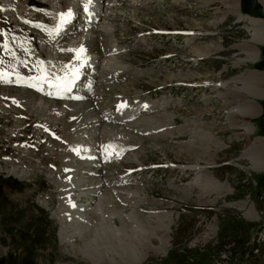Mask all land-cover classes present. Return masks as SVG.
<instances>
[{"label":"rangeland","instance_id":"obj_1","mask_svg":"<svg viewBox=\"0 0 264 264\" xmlns=\"http://www.w3.org/2000/svg\"><path fill=\"white\" fill-rule=\"evenodd\" d=\"M53 1H57L60 7L68 3H65V0ZM108 1V5L105 4L103 7L105 10V21L114 28V42L123 46V49H125V53H123L122 56L119 55V59H122L123 62H128L129 66L140 72L134 76L123 78L118 83H115L110 93H108L107 87L103 90L100 88L103 92L100 93V95H103V98L107 96L105 99H102V101L108 104L110 102V97L113 95L116 98L117 96H130L133 93L134 96L135 92L139 91L138 93H141L142 99L154 100L148 101V107L151 106L152 103L153 106L156 107L158 103L155 101L160 102L162 98L165 99L167 96L173 97L174 93L176 95L178 94L177 98L179 97L181 102L185 101V103L177 107L174 105L171 108L169 106L162 109L156 107V109L150 111L149 114H144L147 117H151L155 114L156 123L148 121L150 124L146 123V128L138 131L140 133L132 131L128 126H126L127 128L125 126L120 127L118 131L121 132L124 137L128 135V137L125 138L127 142H125V139L124 142L130 146L132 145L128 152L127 149L120 148V144L112 141V136L110 137V140L107 142L109 143V147H114L112 157L117 155L119 149L121 154L131 152V154L134 155V160H127V162L124 160L122 162L113 160V162H109L104 169L106 178H104L103 175H100V177L108 182H112L117 176L123 175L124 177H129L133 181L138 182V184L131 183L128 189L122 186L121 190L124 191V193H115L113 191V185L110 183L108 188L104 187L108 194L105 198V205H97V207H100L103 211L105 210V213L121 211V215L115 216L111 214V216L107 218L116 226H121V218L127 225H130L131 220L129 218L126 219L124 215L133 211L136 212L138 218L148 226L159 225V222H155L154 212L161 211L169 214L171 223L169 226L170 228H168L169 232L166 233L168 242L166 251L164 253H154L151 250H146V256L140 264H264V170L256 171L251 169L246 157H241L243 151H247L252 144L254 146L251 147V150H261V152L264 150L261 146L256 147L255 145L258 138H264L262 134L264 133V108L262 107V111H259L260 114H263V118L259 116L251 125L255 127L252 133L254 134L253 136L256 137L257 135L258 138H256L254 142H250L249 145L248 142L250 139H245L243 141L237 140L235 143L236 146L233 148L234 143L232 141L235 137L238 138V134L230 135L231 137L229 140L221 138V134L219 133H223L224 130H219H222L224 125H209L204 122H196L197 124L200 123L198 125H196V123L192 124L190 120L192 119L191 117L207 110V107L205 108L201 105V102H198V108L194 107V105L189 106L188 101L190 97L194 95L198 97L200 95L198 92L192 94L194 91L181 87L178 88V92L176 89L174 92L171 89V82L174 80L193 81L203 80L204 78L216 79V77L211 76L207 71L197 73L181 72L178 74L171 68L173 58L168 59L166 62H159L157 60V56L160 53L163 54L172 50V42L175 40L179 47L177 51L178 56H180L178 60L179 66L184 67L186 64L181 58H187L196 52L198 53L199 50L212 52L210 40L203 43L202 46H194L193 42L190 45L188 44V46L184 45L185 42L182 40L181 36H141L142 32L150 27L169 30L190 28L194 30L219 32L220 29L218 27L223 24L225 20L222 22L219 21L230 13L227 11L230 7L226 6L231 5L237 7L236 1ZM187 1L189 8L193 5L197 8L195 14L193 11L186 12ZM260 2L264 6V0H260ZM17 11L20 13L18 9ZM5 16L8 18V22L11 20L15 22L11 12H7ZM250 17L253 20L264 22V20H262L264 18L246 16L247 22ZM230 19L232 18L229 17L228 20ZM38 21L39 20H36V22ZM246 25L249 30V25L247 23ZM249 33V39H251V32ZM239 35L244 38L248 37V34H245V36H243V34ZM139 36L142 37V43L137 41ZM80 37L78 40L81 39ZM72 38L73 37L69 38L68 41L73 42L70 40ZM222 39L221 42H224L226 37L222 35ZM20 40H23V37H21ZM34 41L37 40L34 39ZM16 42H19V38H15V41L12 40L13 45ZM216 44H218V42H216ZM216 46L218 47V45ZM38 47L41 49L40 46ZM260 48L261 45H259V49ZM94 49L97 51L98 47L96 46ZM49 54H52V51ZM200 54L203 53L199 52L197 55ZM219 54H221V58L219 59L220 62L226 61L223 59L225 50L221 51ZM59 57L61 62H67L70 59L67 53H63ZM259 58H261L260 55ZM217 66L215 65L214 67ZM114 71L120 72L121 70L120 68H116ZM24 73H31V71L26 69ZM17 92L18 89L13 85H0V160L4 159L3 162H5L7 167L13 166L22 169H29L34 160H38L40 166L44 169V173L32 172L28 177L33 178V183L37 188H42L44 187V182L49 181V177L56 174L47 167L59 169L61 163L68 161L66 159L68 158V155L65 153L66 150H61L64 143L81 138L84 139L88 136V141L95 138V151L97 145L100 144L97 142L100 138V131L96 125L95 131L94 128H90V125L84 123L85 121L83 118L73 120V122H71L72 125L70 123L69 126L65 125L63 119L69 111L64 109L63 106L55 109L57 113L63 112L62 119L59 117L57 118V114L54 112L49 113L50 104L59 106L57 100H55V103L49 102V104H47L43 99H40L36 93L32 91L22 92L20 90L14 101L13 99ZM208 94L210 95L212 93ZM99 103H101V101ZM43 106H46V108ZM74 106L77 107L76 105ZM101 106L104 107L106 105ZM77 111L78 109H76V112ZM100 112L101 110L98 111V116ZM53 115L54 117H52ZM34 116L42 120V122L37 121ZM170 116H175V118L180 119L179 122L182 126L175 127L176 125H172L169 127V125L172 124L170 118H168ZM45 117H47V119ZM50 119L53 120L50 121ZM183 120H186V126H183ZM47 121L51 125L56 123L55 127L57 126V129L53 131L54 136L51 134H49V137L47 136L49 130ZM59 123H61V125ZM257 124L259 125L257 126ZM86 126L87 128L85 129L84 127ZM80 128L85 130L82 131ZM260 128H263L262 133H259ZM144 131L147 132L145 133ZM96 133L99 134L97 135ZM64 138L66 141L63 140ZM49 145L52 146L51 154H48L46 151V146ZM247 145L248 147L246 148ZM85 148L86 147L78 151L82 156L83 162H85L84 159L88 160L92 157L94 152L90 148H88V150ZM242 149L244 150L240 153ZM105 156L108 158L109 152L105 153ZM168 164L171 166H168ZM195 164L202 166V168H200V171L203 172L202 174L197 173L198 170L188 167L189 165ZM79 165L81 168H84L83 163L78 162L76 167ZM204 165H207V167H204ZM70 166L74 165L70 164ZM86 166H89V162L86 163ZM197 174L201 176L194 179ZM207 174L216 179L219 184L206 185L204 180ZM74 175L78 182L81 181L82 183L88 181L90 178H94L89 177L87 180L81 179L76 176L75 171ZM55 180L56 179L53 180V183ZM94 180L96 182L97 178ZM7 182L13 183L14 181L7 180ZM57 182L58 181H55L56 185ZM138 187L141 191L140 194L143 195L147 201L141 203L137 202V204H133L132 206L129 204L130 202L132 203L133 200L131 199L135 196H129V203H125V200H127L126 191L133 195L132 190ZM123 188L125 190H123ZM22 192H25V188L21 192L17 191V193ZM151 197L158 199H150ZM246 199L249 200L248 206L237 209V207L244 206ZM96 203H98L97 197L95 200V204ZM250 206H252L253 210L255 209L254 215L256 218L257 215L259 217L257 220L248 221L252 219L247 218V220L243 217L244 210L248 209ZM35 209L37 210L34 217L36 225L38 228L49 230L51 239L50 242H46V238L48 237H44L40 231H38V234L34 238V243L41 244L45 242L40 248L41 252H45L44 257L40 252L41 260L49 259L48 256H51L49 261L52 264H56L55 261L92 264L84 255L76 253V250H73L79 246L87 250L93 246L91 251L94 255L100 253V255H102V252H105L108 256H112L115 259H117L119 255H122L120 252L121 249H131L135 251L136 254L141 251L139 250L138 243H132L130 245L119 244L118 242L121 238H118L115 232L101 235L98 232L92 231L95 228L94 222L97 223L98 221L97 215H95L97 211H95L93 215H90L91 213L88 214V228L83 227L85 225L83 221L77 220L80 221V223H76V226L83 230L82 235L85 237L84 239L80 235L81 232L77 231V228L73 230L67 229L70 231L66 232L65 235L69 240L67 243L61 242L59 232H57L59 243L66 246V251L63 252L65 248L63 249L57 243L55 234L57 224L47 217V213L37 209L36 206ZM23 218L22 221L24 224H27L28 218ZM164 220L167 222L166 219ZM15 227L16 223L12 218L6 217L4 208L0 205V232L4 235L7 234L8 236H12L17 229ZM153 233L154 232H139L138 234L143 239L145 237L148 238V241L153 245H157L158 241L153 236ZM155 233L162 234V232L158 231ZM16 234L19 235V232ZM70 234L74 236V240H78L77 244L70 242ZM97 239H100L101 242H106V245H95L94 243ZM144 243L145 241L143 240V244ZM1 246L3 245L0 244V258L4 253L1 250ZM69 252L73 254L74 257L69 256ZM5 253H7V251ZM34 253H36L35 248L29 247V255L32 256ZM6 257L9 258L8 254Z\"/></svg>","mask_w":264,"mask_h":264},{"label":"bare ground","instance_id":"obj_2","mask_svg":"<svg viewBox=\"0 0 264 264\" xmlns=\"http://www.w3.org/2000/svg\"><path fill=\"white\" fill-rule=\"evenodd\" d=\"M96 1H97V4L94 5L92 8L94 10V19L96 18V16H101V14H102V5L103 4H102V2H101V4H98L99 0H96ZM257 1L262 5L263 12H264L263 4L260 2V0H257ZM21 4L22 5L26 4V0H21ZM47 11H50V10L47 9ZM241 16H242V18L246 17V15H242V14H241ZM262 20H264V19H262ZM249 22L250 23H248V25H249L248 31L251 32L252 38L254 40H257L259 35L263 37L264 36V27H263L264 22H262L260 20H253V19H251V17L249 18ZM25 23L27 25H32L34 28H36L38 30H41V31L45 30L43 27L44 24H42V22L40 20L38 22H36V21L35 22L25 21ZM85 25H87V24H85ZM59 26L60 27L57 29L58 32L62 29L63 25L59 24ZM111 30H112V27L109 26L106 22L98 21V23L96 25H94V26L89 25L85 29V33H83V35H81V37H80L81 39H79L77 43L66 41L62 48L66 49L68 52L71 53L72 60L69 61V63L67 64V66L65 68V71L63 73L55 72L50 65V63L55 62L53 60V57L55 55L54 52H52V54H47V53L45 54V52H43V50L40 49L39 47L38 48L35 47L34 49H31V46H28V44L26 43L24 38H23V40H20L21 36H19V35L4 38V40L2 42H0V48H2V49L5 48V52H8V54H10L12 56V58H14L17 61H19L20 63L24 64L26 66V69L31 71V73H24L23 72L22 73V75H24L23 77H18L16 74H14V76H12V77H8L6 74H4V78L0 79V82L4 81L5 83H10L12 81H15V79H20V82L26 83L27 85H31L33 87V89L31 91L36 93L40 99H43V98H41V96H42V94H45V93H47V95H54V96L60 97L62 105H60L58 107L69 106L70 108L71 107L74 108V111H70V113L67 112L65 118L63 117L64 118L63 123L65 125L69 126L71 124V122H73V120L72 121L67 120L68 115L69 116L70 115L77 116L78 114H80L82 116V118L85 121L84 123H88V124L91 123L90 128H91V126H93L94 131L96 128L95 125L97 124V122H99L98 126L97 125L96 126L99 128V131H100V138L97 141L100 144L96 143V144H98L97 145L98 151H97V149H95V151L92 154L93 155L92 157H94V165L92 163H90V159L92 157H90L88 160L83 158L85 160V163L89 162L90 169L93 168L94 175H99V176L101 174L100 173L101 165L104 163L105 159L107 158L105 156V153L109 152L108 157H112L113 153H114V152H111V150L114 149V147L113 146L109 147V143L107 142L108 140H110V137L112 136V141L119 143L120 146H124V147L128 146V144L124 142V139L127 138L128 135H127V137L126 136L124 137L123 134L118 131V129L122 126H125V127L128 126L129 129H131L132 131L138 132V131L144 130L146 128L145 124L146 123L150 124V122H148V121H152V122L156 123L155 114L152 115L151 117H147L144 114H149V112L154 111V109H156V107H158V109H160V107L162 105L161 102H156V103H158V105L156 107L153 106V103L151 104V106L148 107V105H146V103L139 101L137 99V96L139 93L135 92L134 96H132V97H128V96L119 97V96H117L114 99V101L116 99L117 100L115 101V110L113 113L110 111V109L108 108L107 105L104 107L101 106L103 101H101V103H99L100 102V93H103L102 90L105 87H107V89H108L107 91H108V93H110L112 91V89L114 88L115 83H118L122 77L130 76V75L134 76L135 74H137V70H135L133 67H129L128 64H126L127 63L126 61H124V62H126V63H124L122 59H119L120 54H118V53L115 54L116 53L115 48L112 47L111 45H109V43L107 42V40L110 36ZM15 38H17V39L19 38V42H16L13 45L12 40L15 41ZM110 39L112 40V38H110ZM95 40L98 42V47L100 49L99 51H94V49H93V43ZM38 42H41V40H38ZM31 45H33V44L31 43ZM53 47H54L53 48L54 50H59L61 48L60 46L58 47V45H54ZM79 48L83 49V52H82V54L77 55ZM55 59H59V57L56 56ZM240 60H242V59H240ZM93 64H95L94 65L95 66L94 67V74H92V72L89 74L86 73V75H87L86 84H85V87L83 86L81 89H73L72 86H74V83L73 84L70 83V81H69L70 79H68V84L70 85L69 90L65 93H60L58 88L43 89L41 86L38 85L39 79L43 76H45L46 78H49V79H53V81H57L56 77H58V76L60 77V74H68L69 73V70L72 68V66H70V65H77L78 68L79 67L82 68V71L85 72V69L83 68V66H87V65L93 66ZM116 68H120L121 71L120 72L114 71V69H116ZM0 74H3V73H0ZM91 81H94V92L93 93H91V91L93 89L92 90L90 89V91H87L88 90L87 88H90V86H91ZM210 83L213 84V86H216L215 82H210ZM219 84H218L219 86L222 85V83H219ZM100 88L102 90H100ZM96 89H97V93H96ZM21 91L26 92L28 90H22L21 89ZM107 91H105V92H107ZM116 95H118V94H116ZM85 97H88V99H89L88 101H94V109L95 110L94 109H93V111L89 110V106L92 104L91 102L80 103V104L75 103L74 105H76L77 107H75L74 105H71V104H73V102H76V100H80L81 98H85ZM117 102H119V103L117 104ZM95 103H96V105H95ZM117 105H119V106H117ZM43 107H41V108H43ZM44 108H46V106ZM76 109H78L77 112H76ZM158 109H157V112H158ZM99 110H101V112L98 116ZM52 112L57 114L56 110L50 111L49 113H52ZM141 112H143V113H141ZM44 113H46V112H44ZM44 113H42V114L45 115ZM52 117H54V115ZM98 117H100V119H102V120H105L106 122L102 123L101 120L96 119ZM45 118L47 119V117H45ZM50 118H51V116H50ZM51 120H53V119H50V121ZM95 122H96V124H95ZM59 124L61 125V123H59ZM198 124H200V123H198ZM198 124L196 123V125H198ZM51 126L53 127V126H55V124L51 125ZM84 128L86 129L87 126ZM244 128H245V125H244ZM81 130L84 131L83 129H81ZM87 130H89V129H87ZM255 145H256V147L264 146V139H259ZM87 150H88V148H87ZM128 150L129 149H127V152H128ZM89 153H91V152H89ZM254 153H256V152H254ZM260 157H258V156L255 157L254 155L249 157L251 162H252V169L264 170V158H260ZM123 160L124 161H127V160L133 161L134 155L131 154V152H129L125 155ZM188 167L193 168L194 170H198L197 173H200V174L203 173L200 171V168H202V166H200L198 164L189 165ZM65 170H66V173H69L71 177L69 180H67V182H63V183L57 182V185L55 183L56 180L54 181L55 188H57V191H56L57 197H58V195L60 197H62V195L66 191L69 190L70 184L76 185L78 183V180L74 175V171L72 172V170H70L69 168H65ZM9 171L12 173H15L12 170V168H10ZM200 174H197L194 177V179H197L199 176H201ZM15 175H17L18 177H21L23 175V173L22 172L15 173ZM119 178H123V175L119 176ZM119 178L113 179L112 182H108L105 179H103L102 177L97 178L96 182L94 180L93 184L89 188H87L88 191L85 194L86 196H89V194H93V196H94V198L92 199L93 203L90 204L88 207L83 208V209H80L77 206L75 209L71 210L69 212L70 213L69 214L70 220L68 218L67 222L62 221V219L60 218V215H59L60 213L62 214V212L66 211V209L64 207H63V210H61V206H62L61 203H60L61 205H58V210L55 209L54 211L51 212V215L55 216L60 222V226H59V229L57 232H59V238H60L61 242H66V243L69 242V240L65 236L66 232H62L63 226H65V228H67V229L73 230V229L77 228L76 223L79 224L80 221H83L85 223V225L83 227L88 228V225H89L88 214L91 213V215H93V214H95V211H97L95 215H97L98 221H97V223L94 222L95 228L92 231L98 232L101 235H106L108 233L115 232V235L118 238H121L118 242L119 244H125V245H130L132 243H138L139 244V250H141V251H139L138 254H136V252L131 250V249H121L120 252L122 253V255L121 256L119 255L117 259L113 258L112 256H108L105 252H102V255H100L101 253L94 255V253L91 251L93 246H91L88 250L83 248V247H80V246L73 249V250H76V253L84 255L89 260V262H91L92 264H140L146 256V250H151L154 253H164L167 249V246H168L166 233L169 232L168 228H170L169 226L171 223L168 213H164L161 211L154 212L155 222H159V225L158 226H156V225L148 226L147 224H144L138 218V214H136V212L133 211L129 214L124 215L126 217V219L129 218L131 220L130 225H127L126 222L124 220H122V218H121L120 219L121 220V226H116L112 223V221L108 220L107 218H109L111 216V214H114L115 216H119L122 214L121 211H113L112 213H105L104 212L105 210L103 211L100 209V207H97V205L98 206L105 205V202H106L105 198H106V196H108L107 191L103 190L104 184H107V188H108V186H110V183H112L113 191L115 193H124V191L121 190L122 185H117ZM126 179L128 181L131 180L129 178H126ZM204 181H205L206 185H218L219 184L216 181V179H214L212 176H210L208 174L206 175V178ZM134 183L138 184V182H134ZM128 186L129 185L125 186V188L128 189ZM203 187H205V186H203ZM123 190H125V189L123 188ZM140 192L141 191H140L139 187L134 188L132 190L133 195H131L130 192L126 191L127 200H125V203H127V204L129 203V201H130V200L128 201L129 196H131V197L135 196V197H133V199H131V200H133L132 203L130 202V204H129L132 206H133V204H137V202L141 203L143 201H147L145 199V197L140 194ZM96 197L98 198V203L95 204ZM241 207L243 208V206H240V208ZM159 212H161V213H159ZM243 215L248 219H252V220L257 219L254 215V210H253L252 206H250L248 209L244 210ZM63 217H65V216H63ZM141 219H142V217H141ZM164 219H166L167 222ZM77 220H80V221H77ZM77 231L81 232L80 235L84 239L85 237L82 235L83 230L78 227ZM157 231L162 232V234L155 233ZM139 232H154L153 236L158 241V244L153 245L152 243H150L148 241V238H146V237H145L146 239L141 238V236L138 234ZM142 239L145 241L144 244H143ZM94 244L95 245H102V244L106 245V242H101L100 239H97V240H95ZM142 250H145V251H142Z\"/></svg>","mask_w":264,"mask_h":264},{"label":"crops","instance_id":"obj_3","mask_svg":"<svg viewBox=\"0 0 264 264\" xmlns=\"http://www.w3.org/2000/svg\"><path fill=\"white\" fill-rule=\"evenodd\" d=\"M227 11L230 13L226 15V24L231 20H228L229 17L233 18V16L237 14V8L233 6ZM239 34H243V36H245V34L248 33H246L244 29L239 28V26L232 27V29L226 33V36L224 35L226 39L221 43L219 53L225 50L224 56H226L231 51H239L240 54H243L244 57L248 59V57L251 56H246L244 52H251L253 54V57H256L257 53L255 46L260 45V43L264 40V36L262 37L259 35L258 39L254 40L252 39V36L251 39H249V34L247 38H244ZM263 48L264 47L261 48V51L263 50ZM254 59H251L245 64L240 65L236 68H229L228 70H226L220 76L222 85L211 87V90L213 91L215 96L211 99V103L205 106V108L207 107L206 112L210 115V119L209 122L205 121L204 123L218 126L224 125L223 129L219 130H224L223 133H219L221 134V138L229 140V138L231 137L230 135L238 134V138L235 137L232 141L234 143L233 148L236 146L235 143L237 140H249L254 135L252 133L254 132L255 127L251 126L252 122L255 121V119L259 118V111H262V107L264 108V69L256 70L255 67L252 66L253 63H251L254 61ZM204 62L208 66V68L206 69L210 72L218 70L220 65L222 64L219 59H213L211 57L205 59ZM215 65L219 66L214 67ZM193 105L194 107L198 108L196 103H194ZM205 118H208V115ZM258 125L259 124H257V126ZM259 131V133H262L263 128H260ZM259 139L260 138H258L257 141ZM253 146L254 145L252 144L247 149V151H243V155L249 161L251 169L252 162L249 158L250 156H261L260 158H264V150L262 152L261 150L253 151L251 150V147ZM262 148L264 149V146H262Z\"/></svg>","mask_w":264,"mask_h":264},{"label":"water","instance_id":"obj_4","mask_svg":"<svg viewBox=\"0 0 264 264\" xmlns=\"http://www.w3.org/2000/svg\"><path fill=\"white\" fill-rule=\"evenodd\" d=\"M238 6L245 13L254 12L258 15L264 13L262 5L257 0H238ZM261 54L264 55V48L261 51Z\"/></svg>","mask_w":264,"mask_h":264},{"label":"snow or ice","instance_id":"obj_5","mask_svg":"<svg viewBox=\"0 0 264 264\" xmlns=\"http://www.w3.org/2000/svg\"><path fill=\"white\" fill-rule=\"evenodd\" d=\"M60 16V22L61 24L64 23L68 18H70L72 16V12L71 10L69 9L66 13H60L59 14ZM80 52H83V49H80L79 50ZM4 78V74H0V79H3Z\"/></svg>","mask_w":264,"mask_h":264},{"label":"trees","instance_id":"obj_6","mask_svg":"<svg viewBox=\"0 0 264 264\" xmlns=\"http://www.w3.org/2000/svg\"><path fill=\"white\" fill-rule=\"evenodd\" d=\"M255 65H256V67H258V68H264V63H263L262 60L259 61V62H257Z\"/></svg>","mask_w":264,"mask_h":264}]
</instances>
